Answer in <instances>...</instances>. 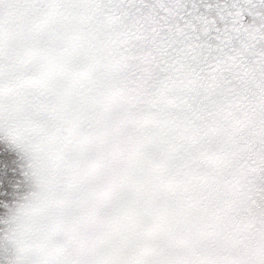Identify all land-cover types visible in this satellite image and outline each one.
I'll return each mask as SVG.
<instances>
[{"label":"snow or ice","instance_id":"6c2138e0","mask_svg":"<svg viewBox=\"0 0 264 264\" xmlns=\"http://www.w3.org/2000/svg\"><path fill=\"white\" fill-rule=\"evenodd\" d=\"M0 264H264V0H0Z\"/></svg>","mask_w":264,"mask_h":264}]
</instances>
